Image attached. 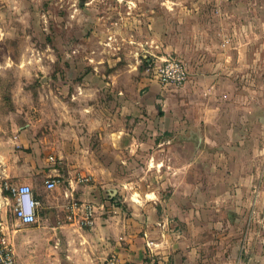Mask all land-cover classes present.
Returning a JSON list of instances; mask_svg holds the SVG:
<instances>
[{"label": "crops", "instance_id": "1", "mask_svg": "<svg viewBox=\"0 0 264 264\" xmlns=\"http://www.w3.org/2000/svg\"><path fill=\"white\" fill-rule=\"evenodd\" d=\"M137 1L133 18L123 16V38L135 35L139 61L155 51L183 60L188 77L180 87L162 86L138 58L124 57L120 65L117 56L107 59L108 70L97 60L75 81L69 105L60 109L59 118L69 123L54 129L58 155L71 159L74 147L86 150L101 164L81 170L95 177L140 174L137 166L146 162L140 169L150 171L156 184L126 193L132 185L125 181L117 205L95 204L92 197L94 225L75 228L88 245H78L74 264H105L110 256L117 264L142 258L152 264H240L243 254L252 260V221L264 212L258 125L264 110L254 124L253 107L235 102L234 81L248 57L256 61L261 53L264 63V0ZM13 118L0 116V192L10 184L31 185L42 171L43 161L25 150L30 125L15 127ZM55 157L48 155L50 164ZM56 173L49 166L44 176ZM41 187L48 189L45 182ZM147 239L155 243L153 252Z\"/></svg>", "mask_w": 264, "mask_h": 264}, {"label": "rangeland", "instance_id": "2", "mask_svg": "<svg viewBox=\"0 0 264 264\" xmlns=\"http://www.w3.org/2000/svg\"><path fill=\"white\" fill-rule=\"evenodd\" d=\"M137 4L135 0H0V116L11 113L15 127L30 125V141L25 150L34 160L43 161L42 171L31 178L34 196L39 201L34 223H20L11 211L14 196L3 185L0 192V216L18 264H74L78 245H88L85 234L66 221L72 188L73 199L89 201L93 197L95 204L111 206V203H122V194L117 190L125 181H131L129 185H132L126 193L135 187L149 191L156 184L150 171L140 169L146 167V162H139L140 174L95 177L87 169L81 170L85 165L101 164L91 160L89 152L74 147L71 150L74 155L68 159L58 155L54 145V129H60L67 121L59 118L61 105H69L75 81L81 80L93 64L97 66V60L101 64L105 62V70H108L109 58L120 56V65L125 63L124 57L130 61L138 58L139 67L144 70L145 58L139 61L140 50L135 51L139 46L135 35L125 39L120 33L123 16L132 19L139 9ZM128 32L133 33V28ZM124 42L127 47H123ZM144 47L148 54V47ZM154 54L161 53L155 51ZM258 56L256 61L248 57L237 66L238 77L234 81L235 102L238 106L253 107L249 115H254V124L264 110L263 54ZM258 125L262 129L260 141L264 143V123ZM256 129L253 128V132L259 133ZM91 145L92 149L96 148ZM49 154L56 156L52 164L47 160ZM49 166L57 169L51 176L59 180L53 190L41 187ZM112 172L116 173L110 168ZM82 174L89 179L82 180ZM144 191L139 192L141 197ZM136 197L137 194L132 198ZM252 222V260L239 254L240 264H264V212L259 211ZM86 251L84 249L83 254H87ZM88 251L91 252L89 248Z\"/></svg>", "mask_w": 264, "mask_h": 264}, {"label": "built area", "instance_id": "3", "mask_svg": "<svg viewBox=\"0 0 264 264\" xmlns=\"http://www.w3.org/2000/svg\"><path fill=\"white\" fill-rule=\"evenodd\" d=\"M146 57L144 71L154 77L162 86L180 87L188 77V68L183 60L172 54H154L150 53ZM82 180H88L89 176L83 175ZM59 180L56 176H50L45 180V186L48 189L57 187ZM72 186V185H70ZM13 196L15 202L12 205L13 216L22 224H32L37 220V207L39 201L34 196L32 186L28 183L6 185ZM73 190L70 192L69 206L66 213V221L79 228H90L94 225L95 205L92 201H81L73 199ZM68 192H66L65 195ZM7 227L0 216V264H18L16 260L13 243L7 237ZM149 252H153L152 247L155 243L147 239L145 241ZM105 264H117L116 256H110ZM124 264H152L150 260L141 259L138 261L125 262Z\"/></svg>", "mask_w": 264, "mask_h": 264}, {"label": "trees", "instance_id": "4", "mask_svg": "<svg viewBox=\"0 0 264 264\" xmlns=\"http://www.w3.org/2000/svg\"><path fill=\"white\" fill-rule=\"evenodd\" d=\"M144 62H145V61H144ZM145 63H146V62H145ZM145 63H144V64H145Z\"/></svg>", "mask_w": 264, "mask_h": 264}, {"label": "water", "instance_id": "5", "mask_svg": "<svg viewBox=\"0 0 264 264\" xmlns=\"http://www.w3.org/2000/svg\"><path fill=\"white\" fill-rule=\"evenodd\" d=\"M116 192V190H114Z\"/></svg>", "mask_w": 264, "mask_h": 264}]
</instances>
